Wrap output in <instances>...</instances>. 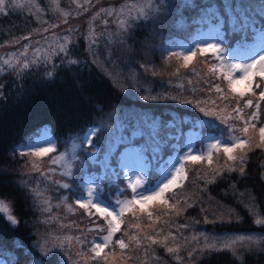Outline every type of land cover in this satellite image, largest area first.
<instances>
[{"label":"trees","instance_id":"16d2710c","mask_svg":"<svg viewBox=\"0 0 264 264\" xmlns=\"http://www.w3.org/2000/svg\"><path fill=\"white\" fill-rule=\"evenodd\" d=\"M71 1L64 0L60 3L59 0H14L11 3L10 0H5L4 10L0 12V57L13 52L19 53L25 45H29L27 55L31 59L34 50L47 45L49 39H54L55 45L64 36H69L72 40L68 45L69 57H64L63 54L53 56L51 64L47 66H55L52 78L44 75L46 68L43 64L31 72H25L22 78L18 76L16 69L9 71L6 66L4 73L0 74V85H3L0 95V199L12 206L14 215L19 220V224L14 226L4 214H0V248L18 257L19 264L33 262L14 247V241L20 240L25 247H31L37 240L45 239L51 244V249H54L64 237H73L82 229L87 231L93 224L85 211L80 210L79 218L74 215L79 207L73 204L74 185L71 183H77L78 164L74 168L76 175L71 179L60 175L62 169L48 164L49 169L55 168L57 181L71 184L70 189H63L56 182L50 184V174L48 179H44L40 172L31 167L30 162L35 160L41 170L42 161L47 162L49 158L37 160L31 156L19 155L18 149L40 130L41 125L48 124L51 127L58 152L65 151V142L70 143L71 138L78 137L89 127L95 126L97 131L92 141L101 149L98 155L102 154L104 144L109 139L115 142L121 136H132L138 129L144 131L145 137L150 132H159L164 138V160L172 150L175 151L177 145L181 146L179 151H183L187 136L185 131L194 129L197 132L196 144L200 149L206 131L220 130L204 122V116L219 128H226L216 115L206 116L200 110L201 107L205 111L224 109L228 114L223 116L227 117L236 115L232 109L237 106V99H232L227 92L226 82L217 80L209 71L214 62L210 54L201 56L198 53L187 68L182 67L181 58L170 55L171 51L181 50L179 47L186 44L188 35L200 34V38L205 30L212 29L196 22L199 19V8H184V0H166L158 15L154 14L147 21H136L126 35L121 33V29L115 33L116 26L113 22L105 24L98 20L95 25L98 31L95 34L97 43L90 50L91 39L86 36L87 24L75 23L65 28L66 25L61 21L63 10L73 5L68 4ZM96 1L91 0V8L85 12L95 8ZM73 2L75 3L74 0ZM193 2L199 6L208 4L211 0ZM215 2L220 4L221 0ZM64 3L68 5H62ZM77 5L88 4L85 0L76 3L73 7L76 11ZM51 24L57 26L49 27ZM45 28L48 29L47 32L44 31ZM25 36L29 39H22ZM234 46L233 42L232 47ZM68 58L77 59L79 63L69 65L66 63ZM62 60L65 63H61ZM181 84L182 88L178 86ZM215 84L225 88L230 97L228 100H222L220 94L215 92ZM253 89L257 94L246 95L239 100V106L244 119H247L256 109L244 108L245 101L251 99L254 105L259 103V121L249 124L247 135L240 131L235 133L244 140L252 137V150L245 149L247 155L243 175L239 170H226V157L222 151L213 152L211 165L206 160L195 165L186 164L188 178L184 181L183 188L176 189L175 195L173 192L167 194L170 204L175 203L176 199L180 200L177 208L183 209L182 213L176 215L175 211L161 204L155 212L156 219L148 216L135 218L141 229L138 233L141 243L139 247L135 242L131 243V260L137 261L143 254L159 252L161 259L178 264L165 251L169 238L173 235L180 241L189 240L200 231L216 235L223 232L258 234L262 240L258 246H250L240 260L230 251L222 249L206 253L197 264H264V235H261L264 234V225H257V217L253 215V212L259 213V217L264 219V145L255 147L260 143L259 128L264 126V101L259 100L260 89H256L255 84ZM145 96L157 99L145 100ZM173 96L177 99H165ZM181 99L191 100L192 104L181 103ZM197 101L205 103L196 106ZM253 123L255 128L251 127ZM226 124L237 129L244 126L238 119H228ZM87 147L85 145V149ZM239 153L240 150L237 149L235 154ZM85 155L86 152L80 153L81 160H84ZM145 156L151 171V155ZM85 164L89 176L99 175L103 171L98 164L93 165L90 161H85ZM235 166L239 169L238 163ZM49 169L43 171L48 173ZM217 170L219 175H215ZM152 178H156L155 173ZM210 180L213 182H209ZM102 183L108 185L104 188L105 197L116 194L117 188L109 184V180ZM37 190L42 193L41 197H36ZM45 199L50 202V213L42 211ZM188 204L192 206L188 207ZM67 205L72 206V211L68 210ZM253 205L255 207L250 211ZM132 218L133 215L127 213L121 227L126 228ZM94 219L99 218L95 216ZM206 220L209 222H205ZM154 222L157 224L156 229H161L160 236H168L164 246L156 244L148 247L150 242L144 240L145 235L155 233L156 229L150 224ZM101 223L103 221L97 224ZM62 224L68 227H61ZM135 229L137 228H130L129 234L136 235ZM160 236L156 239L163 240ZM39 255L37 251V256ZM48 259H51L52 264H58V250L46 260Z\"/></svg>","mask_w":264,"mask_h":264},{"label":"snow or ice","instance_id":"6c2138e0","mask_svg":"<svg viewBox=\"0 0 264 264\" xmlns=\"http://www.w3.org/2000/svg\"><path fill=\"white\" fill-rule=\"evenodd\" d=\"M14 3V0H10ZM86 4H90L91 0H85ZM5 0H0V12L4 10ZM19 7V5H16ZM171 7V5H169ZM81 7V5H77ZM184 8H199V19L196 21L201 25L210 26L215 36L212 41L197 42L192 44L186 50L181 52L171 51L170 55L177 56L183 60L182 67L187 68L194 58L199 55L206 56L211 55L215 63L209 69L210 72L216 76L217 80L222 79L226 82L227 92L231 94L232 99H237V106L233 107L232 111L236 115L225 117L219 113H223L224 109H212L205 111L203 107L200 108L204 114L216 115V118L221 123H226L228 119H238L244 124L243 128L237 129L234 126H227L226 135L224 132L220 136L212 138L207 144H204L198 150H192L191 146L187 151L179 152L176 156H170L167 161L163 160L164 138L160 136L159 132H150L147 137L142 129H138L132 136H121L117 141L113 142L111 139L107 140L104 144L101 155V149L93 143L92 138L95 136L97 129L89 128L78 137L71 138L70 143H66L65 151L58 152L56 147V141L49 135L47 127L38 130L33 137H30L19 149V155L31 156L37 160L44 157H49L48 164L56 166V168L62 169L60 175L62 177H68L71 179L76 173L74 168L77 164V177L78 187L80 181H83L86 187H81L79 195L75 200V204L84 209L89 217L97 216L105 222L106 226L96 224L95 229H88V231H96L101 233L98 237L88 241V247L91 252V259L94 261L103 260L107 264L108 257L114 255L113 252L105 253L106 248H110L112 245H117L121 250L127 249L128 244L122 238L114 237L116 233L121 232V225L124 223L122 217L125 213H131L133 217H136L137 211L140 213L147 212L149 218L153 216L152 211L149 210L150 206L154 202H159L165 207L175 211L176 215H180L183 209L177 208L180 203L179 199L173 204L169 203L167 194L173 192L175 195L176 189H182L184 181L188 178L186 171V164H199L205 160L209 165L213 163V152H223L226 157L225 167L229 172L239 170L243 175V164L247 151L252 150V137L248 140H244L241 136L235 135L237 131L247 135L249 132V124L252 121H259L260 104H253L251 99L245 101L244 108H255L256 110L250 113L247 119H244L242 115V108L239 106V100L244 99L248 94L255 96L257 93L253 89L255 84L256 89L259 91V100L264 101V0H221L220 4H217L215 0H211L208 4L196 5L193 0H184ZM125 8L129 11L126 13ZM222 8V10H221ZM138 9L133 15L132 10ZM86 10V9H85ZM152 0H147L144 5H125L117 12L115 9H101L96 15L101 13L105 15H116L117 23L121 29L122 34H127L136 21H147L153 17L154 14L159 13ZM67 18L68 13H64ZM127 16V19L123 17ZM130 21L132 23H130ZM65 22L66 19H65ZM107 24V21H104ZM56 24H51L49 27H56ZM48 31L47 28L44 29ZM22 39H29L25 36ZM111 42V37H109ZM123 40H121V43ZM233 42L235 48L232 47ZM72 43L69 36H64L58 40L55 46L50 45L51 51L45 52L42 49H35L31 59H28L29 45H25L23 50L19 53H9L6 57H0V74L5 71V66L9 71L16 69L18 76L23 77L25 72H31L35 68L40 67L43 64L46 68L44 75L48 78L54 76V68H48L51 64L53 56L63 54L64 57H69L68 45ZM97 43V38L94 34V29L91 32L90 50L92 46ZM43 53V54H42ZM23 57V59H21ZM170 58V56H169ZM95 63V61H93ZM61 63H65L64 60ZM66 63L69 65H76L79 63L77 59L68 58ZM142 67H147L142 65ZM179 73V69H177ZM219 73V75H216ZM257 78L259 80L257 81ZM191 84V81H189ZM183 87V85H178ZM214 90L220 94L222 100H228L230 97L226 94L225 88H222L220 84H215ZM3 85H0V95H2ZM157 99V97L145 96L144 99ZM177 99V97H165V99ZM181 103L192 104L191 100L181 99ZM205 103L203 101H197L196 106ZM215 105V101L212 102ZM204 122L202 121L201 124ZM252 128L256 125L251 124ZM260 143L255 147H261L264 145V126L259 128ZM87 145V149H85ZM139 145V147L137 146ZM69 148L71 152L69 153ZM239 149L240 153L235 154ZM15 151V150H14ZM86 152L84 160H81L80 153ZM55 153V155H52ZM145 154H150L153 163L151 164V171L149 166L145 163ZM85 161H90L91 164H98L103 170L101 174L89 176L87 174L88 169ZM232 162V163H228ZM31 167L34 171L40 172L41 177L44 179L49 178V174L55 171V168H50L49 172H42L40 166L35 160L31 161ZM113 163L117 166L113 168ZM239 164V169L235 166ZM127 170L126 172L124 170ZM153 173L156 174V178L153 179ZM110 174L119 177L122 182H125L124 188L117 189V193L108 199L105 198L104 188L108 185H104L102 182L109 180L111 184ZM219 171L215 172V175H219ZM213 182V181H209ZM57 184L63 189H70L71 184L68 182L61 183L56 181ZM131 190V195L128 196V190ZM36 197H41L42 193L38 190L35 191ZM187 203V201H185ZM44 207L42 211L50 213L52 208L48 200H43ZM188 204V207H191ZM68 210L72 211V206L67 205ZM253 205L250 207V211H253ZM94 210V211H93ZM0 214H4L5 218L12 225H18L19 220L15 217L12 206L6 203L3 199H0ZM167 214V213H165ZM257 218L255 223L257 225H264V219L259 217V213L253 212ZM47 223V221H45ZM209 222V221H205ZM212 222H215L213 220ZM95 224L96 222L93 221ZM61 227H68V225H61ZM129 227L140 228L139 224L130 225ZM181 227H187V225H181ZM125 236H128V232L124 231ZM159 235V233H157ZM171 235V233H169ZM264 235V234H261ZM73 239L78 243H85L79 237L66 236L60 240L54 249H49L46 245L41 244L40 240H37L31 247H25L22 241H14V247L20 249L26 257L32 259L33 264H52L51 259H43V257L52 256L54 251L60 250L58 264H68L66 257L68 256L67 250L64 248L65 244L69 247L72 244ZM175 239V237H173ZM205 239V248L210 250H233L238 242H253L255 237L252 234H235L223 239L219 237ZM144 240L150 242L151 245L161 244L165 245L168 240V236H165L163 240H157L152 235H145ZM129 241H134L137 247L140 246V240L137 236H129ZM178 247H167L168 253L177 252ZM37 251L40 255L37 256ZM147 252V248L145 249ZM80 255V253H77ZM191 255V253H189ZM0 264H19V258L11 255L6 250L0 248Z\"/></svg>","mask_w":264,"mask_h":264},{"label":"rangeland","instance_id":"374dc122","mask_svg":"<svg viewBox=\"0 0 264 264\" xmlns=\"http://www.w3.org/2000/svg\"><path fill=\"white\" fill-rule=\"evenodd\" d=\"M76 1H81V0H76ZM152 2L154 3V5L156 7L158 6V1L157 0H152ZM146 3H147V0L119 1L117 4H111L110 3L106 7H103L102 9H115L118 12L119 9L121 7H123V6H125V5H133V4L144 5ZM159 5H161V3ZM128 11H129V9L125 8V12L127 13ZM136 11H138V9H133L132 10L133 15L135 14ZM74 15H75L74 17H76V16L78 17L80 14L76 13ZM63 16L65 18L64 13H63ZM105 16L107 18L110 17L109 15H105ZM111 16H113L115 18L114 20H116V22H117V16L115 14L111 15ZM71 18H72V15L69 14V15H67V18H65V19H69L67 22L70 23L71 20H72ZM123 18L127 19L128 17L125 16ZM79 20H82V17H79V19L77 21H79ZM116 26H117V28H119L118 23H117ZM206 36L207 35H205V37ZM210 36H208V37H210ZM202 39H204V38L202 37ZM212 40H213L212 38H209V39H204L202 41L206 42V41H212ZM52 43L53 42L51 41L48 45L40 47L39 49H42V50L46 51L47 47L52 45ZM48 132H49V130H48ZM190 134L191 135H188L189 136L188 147L191 146L192 150L195 151L194 146H193V138H194L193 135H192L193 133H190ZM49 135L53 138V136L51 135L50 132H49ZM214 137L215 136H211L210 139H207V143ZM178 154L179 153H175L173 156H176ZM43 164L45 165L46 162H44ZM44 165H43V167H44ZM43 167H42V169H43ZM124 171L126 172L127 170L125 169ZM153 204H155V205L150 207L151 209L154 208L158 204V202H154ZM150 208H149V210H150ZM145 213H147V212H145ZM141 214H143V213H140L138 211L135 218L137 219L138 216H140ZM154 217H155L154 219H156V216H154ZM135 218L130 219V221L128 222V225H127V227L125 228L124 231H128V229L133 228V227H129L130 225L137 224V221H136ZM150 224H151V226L153 227L154 230L157 228L156 222H154L153 224L152 223H150ZM159 230H161V229L160 228L156 229L155 233L152 236L155 237V238H158L161 235ZM140 232H141L140 228H139V230L135 229V234L136 235L138 233H140ZM157 233H159V235H157ZM129 236H132V235L128 234V240H129ZM73 237H79L82 241H85V243L81 244V243L76 242L75 239H73L71 247H69L67 244L64 246V248L69 253L68 256L66 257L68 264H105V262L103 260L94 261V260H92L90 258L91 257V252H90V249L88 247V243H87L88 241H87V239H85V235L84 234L81 235V236H79V234H77V235H75ZM160 237L164 238L165 236L162 235ZM225 237H228V236H225ZM40 242H41V244L46 245L49 249L52 248L51 244L49 245L47 243V240L44 239V240H42ZM125 243H126V239H125ZM250 243L251 242H243V243L238 242L235 245L234 251L233 250H231V251L237 257H239V254H237V251L240 250V249L247 248L248 244H250ZM167 247H178L179 250L177 252L171 253V255L173 256L174 259H177L180 262V264H195L200 259L199 256H201L204 252L210 250L208 248H205V241L204 242H199V240H197V239L191 240L189 242H186V241H175L173 239V237L169 238V244H167L166 250H167ZM77 253H80V255H77ZM105 253H108V252H106V250H105ZM113 253H114V255H110L108 257L107 264H169L168 262L133 261V260H131L130 253L129 252L123 253L121 251V249L119 248V246H116L114 248V252ZM189 253H191V255H189Z\"/></svg>","mask_w":264,"mask_h":264}]
</instances>
